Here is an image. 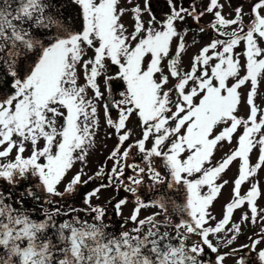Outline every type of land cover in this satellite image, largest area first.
<instances>
[{
  "label": "snow or ice",
  "instance_id": "1",
  "mask_svg": "<svg viewBox=\"0 0 264 264\" xmlns=\"http://www.w3.org/2000/svg\"><path fill=\"white\" fill-rule=\"evenodd\" d=\"M70 2L79 25L57 14L53 0L0 2V181L7 186H0V264H225L236 256L235 264H264V227L233 247L246 224H264L259 182L241 195L264 167V107L256 102L264 82V0H247L248 12L228 0L231 18L220 0L202 8L204 0L187 7L165 0L159 19L150 0L143 7L133 0ZM206 14L213 19L204 26ZM188 18L198 29L190 43L193 29L178 28ZM207 31L212 38L185 67L184 56ZM110 82L120 83L119 99ZM102 101L113 130L107 137L117 142L90 175ZM133 117L138 132L128 126ZM234 139V150L213 163ZM237 161L217 220L213 209L229 184L223 174ZM108 189L115 195L106 204L93 203ZM78 195L79 205L60 203ZM245 250L256 255L248 259Z\"/></svg>",
  "mask_w": 264,
  "mask_h": 264
},
{
  "label": "rangeland",
  "instance_id": "2",
  "mask_svg": "<svg viewBox=\"0 0 264 264\" xmlns=\"http://www.w3.org/2000/svg\"><path fill=\"white\" fill-rule=\"evenodd\" d=\"M133 2L139 3L141 5V7H143L144 0H133ZM183 2H184V6L187 7L190 0H183ZM206 3H207V0H204V2L202 4H200L199 6L202 8V7L206 6ZM220 3L224 4L223 14L227 18H231V15H229V14L231 13L232 15H234V13H232V8H230L228 6V0H220ZM231 3H232V7H235L237 4L243 3V2H240L239 0H231ZM150 4L152 7V11L154 12V14L156 15V17L158 19L161 18L163 16V14L168 11L167 4H166L165 0H150ZM243 4H244V11L248 12L249 11L248 8L250 7V4L248 2H245ZM53 5H54V8H53L54 11L56 9H59V12L57 14L62 12L64 17L70 18L73 23L79 25V19L77 18L78 9L74 4H72L70 2V0H53ZM148 18H149L148 14L145 13L144 19L147 20ZM248 18L249 17L246 16L244 22H247ZM212 19H213V17L211 14H206L201 19L200 24L206 26L209 24V22ZM123 22L129 27V30H131L132 21L129 18V16H125ZM184 27H189V28L193 29V31H189L188 36H187V40L190 43L192 36L194 34V31H197L198 29L196 28V24L194 23V21L191 18H188L184 22V24H178V28L182 29ZM227 30L230 31L231 29H227ZM212 36H213V33L211 31H207V32L201 34L200 37H198L200 39V44H198L194 47H190L189 51L187 52V55H185L183 58V63H184L185 67L188 65L190 57L197 52V50L200 46H202L203 44H206L212 38ZM241 46L243 47V45H241ZM111 71L114 73L116 71L115 67H113L111 69ZM83 82H84L83 77H81L80 83H83ZM100 83H101V90L103 91L104 85H103V79L102 78H101ZM262 84H263V82L261 83V86H260V93L264 94V87ZM121 90H123V89L120 87V83L119 82H113V91H114L116 99H119L118 92ZM247 90L248 89L245 88L243 92H246ZM105 97H107V92H105ZM260 101H261V96L257 98L256 102L258 104H260ZM100 103H101V106L98 108V111L100 114L101 127H100V129L98 131V135L96 137L97 148L94 149L92 151L91 155L88 157V167L86 169V171H88V173L90 175L95 170H97V168L102 163H104L106 157L108 156V154L110 153V151L113 149L114 145L117 142L114 134L112 135V138H110V139L107 137V134L113 133V130L108 128L104 123L103 107H102L103 101ZM247 114H248L247 105L242 104L240 107V110H239V115L246 117ZM112 116H113V118H115L116 112H112ZM137 123L138 122L136 121L135 117H133L128 126L136 129ZM136 131L138 132V129H136ZM235 146H236L235 139L233 140V143L231 145H229L228 143L225 142L223 144V147L218 148V150L216 151L213 163L221 160V158L226 153H229L231 150H234ZM26 155H27V153H26ZM257 157H258V152L253 151V153L250 156V161L253 165L256 163ZM238 163H239V161L234 162L233 165H231L230 168L226 171V173L223 174V179L228 180L229 184L222 190L221 196L219 197V199L215 203V207L213 209V212L216 215L217 220H219L221 218L222 206L224 204H226L231 197L232 188H233L232 181L236 178V176L238 174V167H237ZM78 167H79V165H77V168ZM108 167L109 168L111 167V161L108 162ZM75 171H76V169H73V173ZM255 181L259 182L260 189L262 192H264V167H262L258 171L257 175L254 178H252L249 182H246L244 185H242L241 195L245 194L248 191L250 184L252 182H255ZM95 183H99V181H96ZM0 186L7 187L6 185L3 184L2 181H0ZM94 186H95V184H90L87 187L82 188L80 190L81 195L83 194V192L89 190L91 187H94ZM21 188H23V185L21 186ZM81 195L76 196L74 200H62V201H60V203L61 204L79 205L80 201H81ZM114 195H115V193L112 189L105 190L101 193V199L99 201L93 200V203L106 204V202L109 199H111ZM124 195H127V194L124 192L120 193V196H124ZM118 198L119 197H117V199ZM258 206L260 208H264V196H262L258 200ZM131 207H132V205L130 203L127 207L124 208V216L129 215ZM154 210L155 209H149L147 211H142L141 218L150 214V212L154 211ZM246 210H247V206L245 205L240 210L235 211L234 220L239 221L242 212H244ZM108 212H109V215L112 216L113 220L116 221L114 223V228L118 230L119 229V221L116 220V218L112 215V208L110 205H108ZM81 215H83V214H81ZM105 221L108 222V217L105 218ZM127 227L131 228L132 224H128ZM262 227H264V224H260V223H258L256 225L246 224L245 228H244L243 235H241L238 238V240L233 244V247H239L242 244L249 243L248 237L253 236L254 233H258ZM258 247L264 248V242H262ZM226 250L227 249H223V248L221 249L222 252L226 251ZM244 252H247L246 257L248 259H251L252 257H254L256 255V253L254 251L248 252L247 250H245ZM242 254H244V253H242ZM238 258H239L238 256L228 257V258H226L225 264H235V260Z\"/></svg>",
  "mask_w": 264,
  "mask_h": 264
},
{
  "label": "flooded vegetation",
  "instance_id": "3",
  "mask_svg": "<svg viewBox=\"0 0 264 264\" xmlns=\"http://www.w3.org/2000/svg\"><path fill=\"white\" fill-rule=\"evenodd\" d=\"M240 2H243V3H245V2H247V0H239ZM0 2H2V0H0ZM250 7H251V5H250ZM250 7L248 8V10H250ZM249 22V18H248V21L247 22H245V24H247ZM241 48H242V46H241ZM263 87H264V82H263ZM244 89L245 88H243V89H241V91L243 92L244 91ZM260 105L262 106V107H264V94L263 93H261V101H260ZM143 195H144V197H146V196H148V195H152L151 193H148L147 191H146V189L144 190V192H143Z\"/></svg>",
  "mask_w": 264,
  "mask_h": 264
},
{
  "label": "trees",
  "instance_id": "4",
  "mask_svg": "<svg viewBox=\"0 0 264 264\" xmlns=\"http://www.w3.org/2000/svg\"><path fill=\"white\" fill-rule=\"evenodd\" d=\"M21 186H22V185H21ZM148 196H149V195H148ZM148 196H146L145 199H147ZM246 253H247V252H244V255H247ZM211 258H212V257L210 256L209 259H211Z\"/></svg>",
  "mask_w": 264,
  "mask_h": 264
},
{
  "label": "water",
  "instance_id": "5",
  "mask_svg": "<svg viewBox=\"0 0 264 264\" xmlns=\"http://www.w3.org/2000/svg\"><path fill=\"white\" fill-rule=\"evenodd\" d=\"M110 83H112V86H113V82H110ZM113 94H114V91H113ZM114 97H115V94H114ZM107 98V97H106ZM112 112H116L115 110H113Z\"/></svg>",
  "mask_w": 264,
  "mask_h": 264
}]
</instances>
